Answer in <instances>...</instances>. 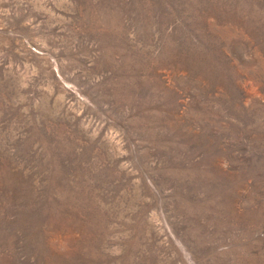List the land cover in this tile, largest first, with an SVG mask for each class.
Returning a JSON list of instances; mask_svg holds the SVG:
<instances>
[{
    "label": "rangeland",
    "instance_id": "obj_1",
    "mask_svg": "<svg viewBox=\"0 0 264 264\" xmlns=\"http://www.w3.org/2000/svg\"><path fill=\"white\" fill-rule=\"evenodd\" d=\"M0 264H264V0H0Z\"/></svg>",
    "mask_w": 264,
    "mask_h": 264
}]
</instances>
